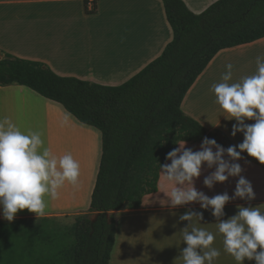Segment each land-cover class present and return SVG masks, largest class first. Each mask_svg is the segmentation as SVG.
Wrapping results in <instances>:
<instances>
[{"label":"crops","instance_id":"0c3cea01","mask_svg":"<svg viewBox=\"0 0 264 264\" xmlns=\"http://www.w3.org/2000/svg\"><path fill=\"white\" fill-rule=\"evenodd\" d=\"M216 1L184 0L194 13L203 12ZM172 40L173 31L162 0H98L94 12L87 10L85 0H0V57L11 55L41 62L62 77L120 86L161 56ZM257 56H264V38L222 50L182 102L184 113L199 122L210 139L216 135L224 139L226 144L216 142L225 149L242 143L244 137L242 133L231 135L237 122L226 118L227 114L215 103L211 86L222 82L221 76L229 63L233 65L229 83L255 74ZM4 120L25 134L41 133L43 147L57 157L71 153L80 165L77 186L66 182L58 190L56 199L45 197L44 216L37 217L24 209L13 221L51 219L73 220L74 223L78 217L90 215L102 157L101 132L77 120L61 104L16 84L0 86V121ZM218 121L219 126L214 127ZM202 142H185V147L196 152L201 150ZM224 159L229 157L225 154ZM237 162L243 169L242 175L251 182L256 198L250 202L230 199L220 218L214 217L210 208H201L199 202L172 207L166 194L170 186L165 184L160 171L155 192L113 212L116 235L108 264H182L181 251L187 246L182 232L185 228L190 231L192 226L214 233L212 247L221 251L214 264H236L234 258L223 251V236L216 225L236 215L238 206L264 205V165L247 153H242V159ZM170 163L168 160L165 164ZM214 171L215 166L202 165L201 175L194 181L196 190L209 198L227 192L231 198L238 178L230 177L209 189L204 179ZM187 211L201 215L192 222L180 221L179 216ZM5 222L9 221L0 211V223ZM244 264H255V261L245 260Z\"/></svg>","mask_w":264,"mask_h":264},{"label":"trees","instance_id":"16d2710c","mask_svg":"<svg viewBox=\"0 0 264 264\" xmlns=\"http://www.w3.org/2000/svg\"><path fill=\"white\" fill-rule=\"evenodd\" d=\"M162 2L173 40L120 86L62 77L41 62L0 57V86L28 87L102 134L90 215L72 225L43 219L24 227L13 234L17 256L9 264H108L116 235L113 212L157 190L159 165L179 142L208 135L182 110L189 89L219 52L264 38V0H218L201 13L184 0Z\"/></svg>","mask_w":264,"mask_h":264},{"label":"clouds","instance_id":"9594fccd","mask_svg":"<svg viewBox=\"0 0 264 264\" xmlns=\"http://www.w3.org/2000/svg\"><path fill=\"white\" fill-rule=\"evenodd\" d=\"M257 72L232 80L231 63L219 83L211 86L217 103L237 123L231 135L243 134V142L227 149L218 145L215 139L204 138L201 150L193 152L185 147V141L170 151L166 159L170 164L160 166L161 177L170 191L172 207L199 202L201 208L211 209L214 217L224 215L225 205L230 199L253 201L255 192L243 169L237 162L242 153L264 165V56L256 57ZM229 119V118H228ZM246 120L254 121L252 124ZM214 127L219 126V121ZM215 149V151H213ZM225 154L229 157L224 159ZM215 166V171L204 179L211 189L215 183H224L230 177L238 178L235 191L209 198L196 190L194 181L201 175V167ZM80 165L71 153L57 157L50 149L43 147L41 133H23L8 120L0 121V211L3 218L13 221L19 211L27 209L38 217L45 215V197L56 199L58 190L67 182L78 185ZM199 213L187 211L179 216L180 221L192 222ZM202 218V217H201ZM217 231L223 236V251L231 255L236 264L255 261L264 264V205L255 207L238 206L237 214L227 220H220ZM183 243L180 259L182 264H214L221 251L212 247L215 235L204 227L192 226L182 232ZM259 249V251H258Z\"/></svg>","mask_w":264,"mask_h":264},{"label":"rangeland","instance_id":"374dc122","mask_svg":"<svg viewBox=\"0 0 264 264\" xmlns=\"http://www.w3.org/2000/svg\"><path fill=\"white\" fill-rule=\"evenodd\" d=\"M213 138L218 143L226 144L224 139L220 136L216 135ZM92 218L94 217L92 216ZM36 222L37 221H28V222L13 221V222L0 223V264H9L13 262V261L11 262V260H14L17 256V252H16L17 243H16V238L14 237V235L17 234L19 231L21 232L24 227L31 225L33 223H36ZM55 223L60 224V225H72L73 220L71 221L69 220L65 222L55 220Z\"/></svg>","mask_w":264,"mask_h":264},{"label":"built area","instance_id":"2783aa9c","mask_svg":"<svg viewBox=\"0 0 264 264\" xmlns=\"http://www.w3.org/2000/svg\"><path fill=\"white\" fill-rule=\"evenodd\" d=\"M86 7L89 12H94L97 8L98 0H85Z\"/></svg>","mask_w":264,"mask_h":264},{"label":"water","instance_id":"95a60500","mask_svg":"<svg viewBox=\"0 0 264 264\" xmlns=\"http://www.w3.org/2000/svg\"><path fill=\"white\" fill-rule=\"evenodd\" d=\"M207 138H210V136H209V135H207Z\"/></svg>","mask_w":264,"mask_h":264}]
</instances>
